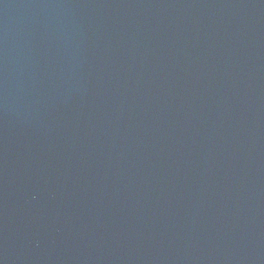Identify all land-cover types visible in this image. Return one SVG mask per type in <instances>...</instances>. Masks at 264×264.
<instances>
[{"label":"water","instance_id":"95a60500","mask_svg":"<svg viewBox=\"0 0 264 264\" xmlns=\"http://www.w3.org/2000/svg\"><path fill=\"white\" fill-rule=\"evenodd\" d=\"M0 264H264V0H0Z\"/></svg>","mask_w":264,"mask_h":264}]
</instances>
